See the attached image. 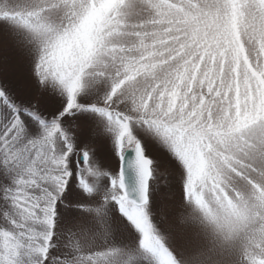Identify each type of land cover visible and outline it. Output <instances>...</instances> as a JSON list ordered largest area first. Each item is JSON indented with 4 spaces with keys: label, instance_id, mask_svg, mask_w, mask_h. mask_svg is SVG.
I'll return each instance as SVG.
<instances>
[{
    "label": "snow or ice",
    "instance_id": "obj_1",
    "mask_svg": "<svg viewBox=\"0 0 264 264\" xmlns=\"http://www.w3.org/2000/svg\"><path fill=\"white\" fill-rule=\"evenodd\" d=\"M0 264H264V0H0Z\"/></svg>",
    "mask_w": 264,
    "mask_h": 264
}]
</instances>
